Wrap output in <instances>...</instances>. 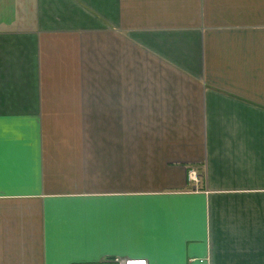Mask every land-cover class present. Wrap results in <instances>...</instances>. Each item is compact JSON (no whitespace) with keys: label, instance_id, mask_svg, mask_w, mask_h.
I'll return each instance as SVG.
<instances>
[{"label":"crops","instance_id":"crops-1","mask_svg":"<svg viewBox=\"0 0 264 264\" xmlns=\"http://www.w3.org/2000/svg\"><path fill=\"white\" fill-rule=\"evenodd\" d=\"M212 5L0 0V264H264V75Z\"/></svg>","mask_w":264,"mask_h":264},{"label":"rangeland","instance_id":"rangeland-1","mask_svg":"<svg viewBox=\"0 0 264 264\" xmlns=\"http://www.w3.org/2000/svg\"><path fill=\"white\" fill-rule=\"evenodd\" d=\"M227 1L229 3L219 5L220 0H218L217 7L219 9L214 5H212L211 8L213 9V12L215 13V15L218 18H221L224 20V22H222V23H224V25H227V28L231 29L233 32V34L231 32H229L228 34H224L225 40L227 42H229L230 38H234L235 40H239L241 43L246 42L247 44H256V46H257L256 52H255V50L250 52L253 55L256 54L257 57L259 58L258 64H257L258 69L256 70V75H255L258 78L257 79L253 78V82L256 83L258 81L259 77L264 75V0H239V1L238 0L237 1L236 0H227ZM86 10H87V8L85 7V9H83V11L86 12ZM51 12H53V10H51ZM100 22H101L100 26H103L104 30L98 29L97 31L101 32L103 45L108 44L107 39L110 38L109 36H105V34L103 33L105 31L110 32L111 29H115L116 32H119V34H125L126 35V32L121 31V29L118 28L119 23L114 24V22L112 23L109 21V23L114 25V26H111L106 20L101 19ZM37 25H38V23H37ZM47 25L48 24H45L42 26V22H41V27L39 30L44 29ZM39 26H40V24H39ZM10 27H11V29H9ZM64 28L77 29V26L74 27V25L73 26L71 25V26H65ZM5 29L6 30H14V31H22V30L16 29L15 25L13 26V24H11V26L8 25ZM249 29H251L252 31H248ZM121 32H123V33H121ZM243 37H247L248 39L246 41H244ZM251 38H254L253 42H252ZM130 39H135V41H136L138 38L136 36L132 35L130 37ZM109 42H110V40H109ZM99 44H101V42H96L95 47L98 48ZM118 44H120V43H118ZM137 45H139V44H137ZM224 58H227V61H224ZM260 58H262L263 61H261ZM139 60L142 61L141 59H139ZM216 60L217 61L215 63V67H216V72H215L216 78H215V80L217 83H219V85H221L222 81H224V82L227 81L225 83V87H227L230 81L239 82L238 79H243V77L237 78L238 75L244 76V71H246L245 68H242L240 66L241 62H240L238 55L232 56V52L230 50H223L220 53L218 52V54H216ZM172 71H173V69L167 68L168 73H171ZM114 74L116 75L115 72H114ZM248 74H249V72L247 71V75ZM119 75H124V73L120 72ZM253 75H254V73H253ZM173 78H175V77H172V79ZM168 79H169V77H168ZM244 84H248V85H246L248 88H253L252 85H254V84H249V83H244ZM241 87H243V86H239V85L235 86L236 90L242 89ZM187 88H190V87L188 86ZM227 88L229 89V87H227ZM230 90H232V89H230ZM187 92H189L188 89H187ZM191 92H195V90H192ZM257 92H259L258 88L252 89V90L246 89L245 94H242V95L249 96V97L252 96L251 98H253L254 94H256ZM182 102H183V100H182ZM180 106H181V108H184L186 106L185 102H183V104H181V101H180ZM215 109H217V108H214V110ZM217 119H218V114L214 115L212 118L208 117L206 119V121H207V123L214 124V125L216 123H221L222 119L219 118L220 119L219 121ZM257 121H258V119L256 121H254V119H253V121H252L253 125L257 124ZM263 123H264V118H263ZM214 130L215 131L217 130V126L214 127ZM216 134H217V132H214L212 135L213 136L215 135V137H216ZM195 175H194V173L192 174V176L196 179Z\"/></svg>","mask_w":264,"mask_h":264},{"label":"built area","instance_id":"built-area-1","mask_svg":"<svg viewBox=\"0 0 264 264\" xmlns=\"http://www.w3.org/2000/svg\"><path fill=\"white\" fill-rule=\"evenodd\" d=\"M112 264H148V260L142 256H118Z\"/></svg>","mask_w":264,"mask_h":264},{"label":"water","instance_id":"water-1","mask_svg":"<svg viewBox=\"0 0 264 264\" xmlns=\"http://www.w3.org/2000/svg\"><path fill=\"white\" fill-rule=\"evenodd\" d=\"M111 257H114V256H111Z\"/></svg>","mask_w":264,"mask_h":264}]
</instances>
